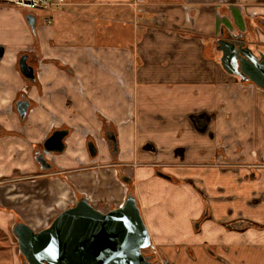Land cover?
<instances>
[{
  "label": "crops",
  "instance_id": "obj_1",
  "mask_svg": "<svg viewBox=\"0 0 264 264\" xmlns=\"http://www.w3.org/2000/svg\"><path fill=\"white\" fill-rule=\"evenodd\" d=\"M63 8L55 26L32 15L34 29L31 14L0 10L7 223L47 228L61 207L47 200L60 193L58 205L85 193L94 206L118 208L131 181L155 252L169 264H264V91L229 75L209 47L224 28L264 46V0H72ZM24 55L34 81L20 70ZM22 101L30 102L25 119ZM62 129L66 151L44 154ZM106 133L116 135L118 155ZM28 191L46 210L25 217L9 208L5 195Z\"/></svg>",
  "mask_w": 264,
  "mask_h": 264
},
{
  "label": "water",
  "instance_id": "obj_2",
  "mask_svg": "<svg viewBox=\"0 0 264 264\" xmlns=\"http://www.w3.org/2000/svg\"><path fill=\"white\" fill-rule=\"evenodd\" d=\"M28 23L35 28L36 19L28 15ZM248 33H232L224 39L223 31L211 41L212 51L222 68L242 84H252L264 91V51L248 42ZM5 49L0 46V61ZM28 55L22 56L19 65L23 76L34 81L35 68ZM18 113L25 119L30 102L17 104ZM68 130H56L44 143V154H63ZM114 153L119 145L115 134L108 136ZM88 148L93 158L98 149L93 141ZM39 162L48 164L42 154ZM47 167L50 169V165ZM159 176L170 179L164 173ZM131 185V181L125 182ZM129 185V186H130ZM12 234L19 245L23 264H169L157 261L150 232L144 221L142 210L135 196H128L124 203L110 212L96 209L89 198L79 199L75 205L61 212L52 223L41 231L16 221ZM152 250V254H146Z\"/></svg>",
  "mask_w": 264,
  "mask_h": 264
},
{
  "label": "rangeland",
  "instance_id": "obj_3",
  "mask_svg": "<svg viewBox=\"0 0 264 264\" xmlns=\"http://www.w3.org/2000/svg\"><path fill=\"white\" fill-rule=\"evenodd\" d=\"M71 1L72 0H67V2H71ZM18 12H25V11L20 9V11H18ZM62 14H60L59 16H56L55 19L57 17L60 18L62 16ZM40 20L43 21L42 23L45 22V18L40 19ZM55 22L56 21H54L52 26L53 25L55 26ZM251 38H253V40ZM249 42L251 43V46L253 48H254L255 45H258L260 47V49L262 51H264V46L259 45L257 40H255L254 37H250ZM32 57L34 58V56H32ZM103 137H105V136L102 134V138ZM91 141H93V139H91ZM150 147H152V146L150 145ZM150 147H149V150H151ZM153 166L155 168H157L158 170L160 169L159 171H162L163 168H164V166H160V165H158V167H157V165H153ZM120 178L124 179V176L121 175ZM10 185H12V184L10 182H7L6 183L7 187L4 190L6 191L7 196H11L12 197V195L16 192V190L14 189L13 191H11V188H10L11 186ZM124 186L126 187V191L128 193V190L130 189V187L126 183H124ZM127 193H126V197H127ZM31 195H32L31 192L28 191V192L24 193L23 198L20 199V200H13V198L12 199L11 198H7L6 195H5V199H6L7 204L9 205V208H11L12 206H14L16 208L20 207L21 215L27 217L28 215L30 216V214H32L33 211H39L40 209H42V208L36 207L37 203L34 202V200H36V199L35 198H30ZM81 195H82V197H80V200L82 198H84V197L89 198L91 200V198L88 197L87 194L83 193ZM25 196H28V197H25ZM59 196H60L59 199L62 200L61 193H60ZM59 199H57L55 201V198H51V199L47 200V203H46L48 206L50 205L52 208L57 207V206L58 207L61 206L60 209L57 208V212L56 211L53 212V219H51L52 221L54 220L55 216H58L61 212H63L64 210L68 209L70 207V205H75L77 203V201L79 200V198L75 195L74 197L71 198V201H70V199H66V200H64L65 201L64 204L60 203L58 205V203L60 201ZM68 202H70L69 206H68ZM91 203H92V200H91ZM16 205H18V206H16ZM92 205H93V203H92ZM94 207L96 209L104 212V213H107V212H110V211L113 210V209L111 210V208H107L106 209V206H105L104 203H102L100 206H94ZM43 209L46 210V207H43ZM51 212H52V209H51ZM9 213H10V211L8 209L0 208V217H1L0 218V264H23L22 258L19 255V245H18L17 239L12 234V228H10L11 226L9 227L8 226L9 223H7L9 220H7V216H5L6 214H9ZM49 215H50V210H49ZM2 216H4V218H2ZM52 221L50 222V224L52 223ZM6 226H8V227H6ZM146 253H150V252H146ZM155 254H156V252H155ZM156 257H157V261H159V262L164 261V257H159L157 254H156Z\"/></svg>",
  "mask_w": 264,
  "mask_h": 264
},
{
  "label": "built area",
  "instance_id": "obj_4",
  "mask_svg": "<svg viewBox=\"0 0 264 264\" xmlns=\"http://www.w3.org/2000/svg\"><path fill=\"white\" fill-rule=\"evenodd\" d=\"M66 4L67 0H0V10L22 9L31 15L45 14V23L51 25L55 21V17L63 13V7ZM29 49L35 60L41 65L44 59L38 55L33 47ZM103 140L106 139L103 138Z\"/></svg>",
  "mask_w": 264,
  "mask_h": 264
},
{
  "label": "flooded vegetation",
  "instance_id": "obj_5",
  "mask_svg": "<svg viewBox=\"0 0 264 264\" xmlns=\"http://www.w3.org/2000/svg\"><path fill=\"white\" fill-rule=\"evenodd\" d=\"M222 31H223L224 39L229 38V36L231 35V32H230L229 30H227L226 28H224ZM222 31H221V32H222ZM237 31H238V30H237ZM237 31H236V32H237ZM233 32H235V31H233ZM248 35H249V34H248ZM216 45H217V43L215 42V43H214V46H216ZM214 46H212V44H210L209 47H210L211 51H213ZM32 65H33V64H32ZM62 130H63V129H62ZM64 130H67V129H64ZM108 136H112V134H110V133H106V136H105V138H104V139H106V142L109 141V140L107 139ZM116 138H117V137H116ZM93 142H94V141H93ZM94 143H95V145H96V142H94ZM109 143H110V142H109ZM96 147H97V146H96ZM112 148H113V146H112ZM128 186H129V185H128ZM13 225H14V223H13V224H12V223H11V224L9 223L8 226H9V227L11 226L10 228H12ZM147 252H150V253H146V254H152V253H153L152 250H149V251H147Z\"/></svg>",
  "mask_w": 264,
  "mask_h": 264
},
{
  "label": "trees",
  "instance_id": "obj_6",
  "mask_svg": "<svg viewBox=\"0 0 264 264\" xmlns=\"http://www.w3.org/2000/svg\"><path fill=\"white\" fill-rule=\"evenodd\" d=\"M130 187V189L128 190V193H127V197L128 196H135L136 198H137V195H136V192H135V190H134V188H133V186H129ZM76 196L80 199V197H82V195L80 194V193H76ZM19 221H21V220H19ZM165 261V260H164Z\"/></svg>",
  "mask_w": 264,
  "mask_h": 264
}]
</instances>
